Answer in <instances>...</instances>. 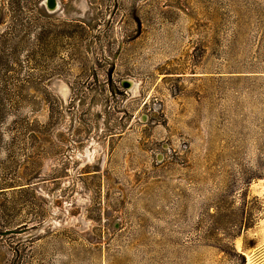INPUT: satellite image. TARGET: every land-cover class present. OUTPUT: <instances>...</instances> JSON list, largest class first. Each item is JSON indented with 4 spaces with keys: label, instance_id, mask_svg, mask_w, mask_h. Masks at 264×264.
Wrapping results in <instances>:
<instances>
[{
    "label": "rangeland",
    "instance_id": "obj_1",
    "mask_svg": "<svg viewBox=\"0 0 264 264\" xmlns=\"http://www.w3.org/2000/svg\"><path fill=\"white\" fill-rule=\"evenodd\" d=\"M0 0V264H264V0Z\"/></svg>",
    "mask_w": 264,
    "mask_h": 264
},
{
    "label": "bare ground",
    "instance_id": "obj_2",
    "mask_svg": "<svg viewBox=\"0 0 264 264\" xmlns=\"http://www.w3.org/2000/svg\"><path fill=\"white\" fill-rule=\"evenodd\" d=\"M46 3H47V5L50 7V8H57V6H58V0H55V3H54V5L52 6L51 4H50V0H47L46 1Z\"/></svg>",
    "mask_w": 264,
    "mask_h": 264
},
{
    "label": "water",
    "instance_id": "obj_3",
    "mask_svg": "<svg viewBox=\"0 0 264 264\" xmlns=\"http://www.w3.org/2000/svg\"><path fill=\"white\" fill-rule=\"evenodd\" d=\"M55 3V0H50V4L53 6Z\"/></svg>",
    "mask_w": 264,
    "mask_h": 264
}]
</instances>
